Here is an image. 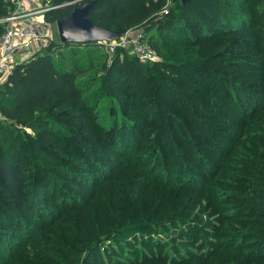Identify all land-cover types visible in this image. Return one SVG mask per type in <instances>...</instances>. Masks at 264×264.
<instances>
[{"label": "trees", "instance_id": "obj_1", "mask_svg": "<svg viewBox=\"0 0 264 264\" xmlns=\"http://www.w3.org/2000/svg\"><path fill=\"white\" fill-rule=\"evenodd\" d=\"M70 1L50 0L53 7L43 13V19L50 22L67 15L72 5L60 6ZM256 1H260L257 20L254 7L250 14L233 10L236 5H253ZM164 4L165 0H94L87 18L97 26L122 32L146 26L156 34L157 39L148 38L156 52L168 47L186 53L197 50L200 43L232 34L226 45L240 42L243 48L253 47L264 53V26H257L264 21V0H178L166 8L165 15L157 17ZM13 10L10 0H0V19ZM80 46L91 51L103 45L49 42L30 59L16 64L0 84V264L22 257V248L31 240L36 242L30 248L40 255L41 248L47 246L39 242L40 234L32 238L34 229L42 230L54 222L71 228L68 235L61 231L58 238L64 250L71 252V264L82 260L85 264L88 260L91 264H264V122L261 132L249 139L239 188L227 192L239 201L233 208L243 218L240 226L224 239L213 241L215 233L206 232L198 216L192 217L194 225L183 224L188 229L179 231L178 238L185 242L196 239L197 253L153 236L159 234L158 226H165L173 217L161 222L142 218L129 222L120 216L116 226L102 227L97 218L105 216L100 214L104 207L95 202L99 198L97 190H103L96 189L95 182L101 179V184L115 187L118 180L113 173L118 165L117 170L126 165L149 173L145 178L137 173L127 177L126 182L135 176L138 194L149 185L168 192L193 186L201 178L198 172L210 171L203 152L222 162L232 155L242 137L241 126L218 111L226 92L235 87L254 103L255 99L262 101L259 94L264 91V83L259 82L260 89L253 94L210 67L201 70L164 60L142 63L121 48H115L109 57L106 52L100 54L97 64L84 67L74 59ZM221 54L207 58L216 61ZM90 69L97 75L78 78ZM182 85L201 94L193 102L207 106L215 124L195 113L188 101H182L184 95L178 89ZM105 96L111 103L109 111L115 109V102L120 114V121L108 126L99 123L94 110ZM171 98L182 106L180 114L167 108L166 101ZM247 106L242 109L245 115L253 112L254 105ZM262 109L264 103L258 108ZM185 118L192 127L186 125ZM157 120L162 124L144 153L141 135L148 131L147 124ZM175 128L190 145L188 156L174 140ZM65 149L75 150L76 155L60 151ZM162 151L164 158L156 164ZM218 169L214 167L215 172ZM51 174L78 183L64 187ZM157 176L162 186L156 182ZM84 186L90 190L88 195L82 190ZM92 205L100 210L88 215ZM79 253H84L82 258Z\"/></svg>", "mask_w": 264, "mask_h": 264}, {"label": "rangeland", "instance_id": "obj_2", "mask_svg": "<svg viewBox=\"0 0 264 264\" xmlns=\"http://www.w3.org/2000/svg\"><path fill=\"white\" fill-rule=\"evenodd\" d=\"M76 1L72 0L70 2H67L66 4L72 6L81 4V2L78 3ZM84 1L86 0H83V2ZM175 1L178 0H165L163 8L157 12L156 16L158 17L160 14H162L161 11L163 12V10H166V8L174 4ZM185 1L187 0H184L181 3H184ZM239 6L240 5L234 6L233 10L235 13L250 14V10L252 9V7H254V16L256 17V20L257 18H259L258 13L260 12V1H256L253 5L246 4L240 7ZM15 7L14 10L16 9ZM45 7L47 8L45 11L53 7L50 6V0H30L26 5H22L21 11H23L24 14H30L28 15L29 18H33L39 21L41 31H44L46 29L48 38L45 42V45L49 42L58 43V38L55 30V20L46 22L43 19V13L45 11L39 14L35 13L37 9H43ZM14 12L18 11H12L10 14ZM5 25V23H2V28ZM257 26L258 28L263 27L264 21L257 22ZM141 29L145 33L147 45L158 56V61H173L174 63L183 62L196 66L201 70L205 69L206 67H210L216 73L226 74V76L231 78V81L233 83H238V85H240L241 87L251 90L253 94H256L257 90L260 89L259 82L264 83V53L259 50L255 51V48L253 47L249 48L247 46H244V49L242 43L240 42L231 43L232 45H226L227 41H230L229 39L233 37L232 34L222 36V38H216L212 42H204L202 44L200 43L197 50L186 53L175 51L174 49L168 47L158 49V52H156L151 47L148 41L149 37L155 38L156 34L152 32V29H149L148 27L146 28V26L143 27L141 25ZM236 31L237 30H234V32ZM1 32L2 30L0 31V34ZM120 32L121 34L124 33V31ZM244 32L253 33L252 30H244ZM242 36L243 35H239V37ZM43 47L44 46H39V48H36V46H34L32 49H27L23 52L18 53L13 58V63L16 64L17 62L22 63L27 61L34 55V53H37ZM63 51L68 54V51L66 49H63ZM76 51L77 52L75 53L74 59L78 58V61H80L79 63H82L84 67H87L88 64H97V62L101 59L100 54H104L105 49L104 46H100L99 48L90 51L84 46H80V48ZM123 51L128 55H131L129 48H125L123 49ZM219 52L222 53V56L218 57V60L213 61L209 60L210 58H207L208 55L216 54ZM51 56L54 59H59L58 57H55L54 54H52ZM218 64L219 67L217 66ZM92 75H97L95 74L94 69L86 70L84 73H81L78 78L84 79ZM4 80L5 79H3V77L0 78V84ZM178 89L180 90L181 95H184L182 101H188L191 104L192 108L194 110L196 109L195 113L197 112L199 113V115L209 117L212 120V123H216L215 117L212 113L208 112L207 106H203L199 104V102H193V99L199 97V95L201 94L193 91L192 89L186 88L183 85L178 86ZM259 95L262 96V101L255 99V102L253 103L249 101L241 91L235 90V87H233L232 91L229 90V92H226L225 98L223 99L220 106H218V111L234 123L241 126L242 137L235 146L232 155L222 162L216 160L208 151L203 152V159H205L204 161L206 162V165L208 166L210 171H208L207 173L203 171L198 172V176L201 178L193 186H189L182 191H176L177 188H172L171 192H168L162 190L161 187L149 185V189H146L141 194H138V190L134 186L135 182H133L136 179L135 176H133L131 180L126 182L127 177L131 173H137L143 178L150 175H148L149 173H147L146 171L140 172L133 166L126 165L120 167L117 170V168L119 167L118 165V167L114 170L113 174L116 173V179L118 180V182L115 184V187L109 188L108 184H101V179L98 180L100 181V183L95 182L96 189L103 187L102 189L104 190H97L99 198H97V200L95 201L101 207H104L101 209L102 212L100 214H105V216L100 215L99 218H97L102 221V227L104 225H108L110 227L116 226V223H118L120 216H124L125 219H130L129 222H135L141 218L146 220L160 219L157 221L161 222L164 219L168 220L173 217V220L171 219L169 223L165 224V226H158L156 228V231L159 234H157V236L154 234L153 236L167 243L189 247L190 250L195 253H197L198 251L196 246L197 243L194 242L196 241V239L185 242L184 240L178 238L179 231L183 232L185 229H188V227H184L183 224L194 225L195 219L192 217L199 216L198 220H200L202 225H205V228H203L206 230V232L212 231L211 233H215L214 237H211L213 241L224 239L232 230L238 228L240 226V221L243 220V218L236 212H234L233 206L238 204L239 201L232 198L230 195H227V192L230 193V191L233 192L239 188V181L240 177L242 176L241 167L247 165L245 156L247 154L249 139L255 133L261 132V126L264 122V109L258 110V108L262 103H264V91H261ZM250 103L254 105L252 107L253 112L245 115L242 109L244 107L248 109L247 105H249ZM166 105L167 108H169L170 111L174 114H180L181 105H178L176 99H168L166 101ZM113 106L115 109H111L112 111H110L112 112V114H110L109 109L111 107V103L106 98V96L101 97L95 105L94 110L97 116V120L103 126H108L113 121H120V114L115 102H113ZM157 110V113L160 116L161 112L158 108ZM146 115L149 114L147 113ZM160 123L162 124V121L157 120L156 123L147 124L148 131L141 135L140 145L143 147L142 151H144V153L147 151L146 148H148L151 144L152 136ZM185 123L186 125H188V127L191 126V123L186 118ZM11 125L15 127L14 123H11L10 126ZM85 129L88 130V127H86ZM173 136H175L174 140L179 145L180 150L184 151L185 156H188L190 145L186 137L180 132L179 128H175ZM60 151L68 155H76L75 150L73 149H65ZM149 154L150 153H147V155ZM162 155L163 151L161 155H157L159 158H161V160L156 161V164L162 162L164 158V156ZM146 163L147 164L145 167L149 165L150 160H148V162ZM153 166H155V164H153ZM60 167L63 168L64 166L60 165ZM214 167H219L220 169L215 172ZM51 175L53 177H56L57 180L62 181L64 187L68 186V183H71L72 185L78 183L76 180H70V182H67L61 176L55 174ZM156 182L160 186H162L160 176H157ZM82 190L87 195L90 192L87 186L82 187ZM71 191L72 193L76 192L75 189ZM55 195L56 190L54 191V197ZM121 205H123V208H120ZM117 209L123 211H119ZM92 210L99 211L100 208L92 205V208L90 209L88 215L91 214ZM164 227H167V230H165ZM57 231L59 233H56ZM61 231L62 233L64 231V235H68L71 232V228H69L68 226H61L60 224L57 225V222H54L52 226L45 227L42 230L34 229V236H32V238L39 236L40 234L41 236L39 242L47 246L45 248H41L40 255L42 256L39 258L40 255L30 248V246H32L36 242L31 240L29 244H26L22 248L20 252V255L22 254V257H20L16 261L8 260L7 263L71 264L70 260L73 261V257L71 256L72 254H70L71 252L65 251L64 247H62L63 244L61 243V240L58 239L60 237ZM74 234L72 235L73 237ZM75 236L77 237V234H75ZM51 239L53 240L49 241ZM56 239L57 242L54 241ZM75 244L76 243H73V245ZM63 251L64 254L62 255L61 253ZM75 251L78 252L77 249ZM53 253L57 255L56 258L55 256H53ZM83 254L84 253H79V258H82ZM88 264H91L89 260Z\"/></svg>", "mask_w": 264, "mask_h": 264}, {"label": "built area", "instance_id": "obj_3", "mask_svg": "<svg viewBox=\"0 0 264 264\" xmlns=\"http://www.w3.org/2000/svg\"><path fill=\"white\" fill-rule=\"evenodd\" d=\"M18 12H14L0 19V23L6 25L2 28L0 34V78H6L13 67L18 64L13 63V58L20 52L27 49H32L34 46H45L48 38L46 29L41 31L40 22L36 19L29 18L28 15L21 11L22 5H26L30 0H10ZM76 2H79L76 1ZM47 8H39L35 11L36 14L42 13ZM13 10V11H15ZM166 14L167 10L161 11ZM42 16V15H41ZM46 24V23H43ZM145 33L140 27L132 28L124 31L117 39L108 42H102L105 52L108 57L112 54L115 48H129L139 62H156L158 56L147 45ZM2 116L0 114V120Z\"/></svg>", "mask_w": 264, "mask_h": 264}, {"label": "water", "instance_id": "obj_4", "mask_svg": "<svg viewBox=\"0 0 264 264\" xmlns=\"http://www.w3.org/2000/svg\"><path fill=\"white\" fill-rule=\"evenodd\" d=\"M184 0H181L183 2ZM94 0H86L81 4L71 7L70 12L55 20V30L58 44H86L102 43L117 39L120 31L106 29L93 24L87 13L91 9ZM63 4L60 7H65ZM80 264H85L82 260Z\"/></svg>", "mask_w": 264, "mask_h": 264}]
</instances>
